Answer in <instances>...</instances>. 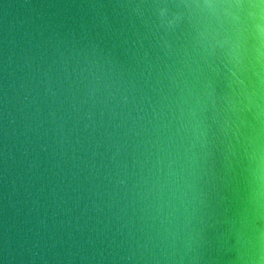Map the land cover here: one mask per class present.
Returning <instances> with one entry per match:
<instances>
[{
	"label": "water",
	"instance_id": "water-1",
	"mask_svg": "<svg viewBox=\"0 0 264 264\" xmlns=\"http://www.w3.org/2000/svg\"><path fill=\"white\" fill-rule=\"evenodd\" d=\"M0 264H264V0H0Z\"/></svg>",
	"mask_w": 264,
	"mask_h": 264
}]
</instances>
